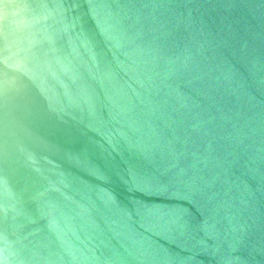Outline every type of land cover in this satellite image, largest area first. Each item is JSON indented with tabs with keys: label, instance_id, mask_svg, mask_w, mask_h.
Returning <instances> with one entry per match:
<instances>
[{
	"label": "water",
	"instance_id": "1",
	"mask_svg": "<svg viewBox=\"0 0 264 264\" xmlns=\"http://www.w3.org/2000/svg\"><path fill=\"white\" fill-rule=\"evenodd\" d=\"M0 264H264V0H0Z\"/></svg>",
	"mask_w": 264,
	"mask_h": 264
}]
</instances>
